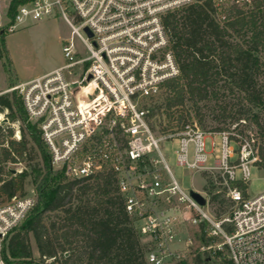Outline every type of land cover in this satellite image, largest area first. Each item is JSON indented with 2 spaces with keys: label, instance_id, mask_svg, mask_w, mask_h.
Wrapping results in <instances>:
<instances>
[{
  "label": "built area",
  "instance_id": "2783aa9c",
  "mask_svg": "<svg viewBox=\"0 0 264 264\" xmlns=\"http://www.w3.org/2000/svg\"><path fill=\"white\" fill-rule=\"evenodd\" d=\"M13 1L9 0L6 22L0 18V38L28 22L58 15L71 28V39L62 44L64 65L16 86L3 87L0 77V97L14 91L21 96L28 120L38 125L51 153L53 168L63 169L71 179L114 173L126 212L147 247L149 264L180 259L192 243L190 238L183 242L181 227L201 222L208 224L209 237L222 240L217 248L227 247L234 264H264V193L244 197L237 187H229L233 205L218 219L208 201L201 206L181 188L160 146L179 138V165L227 173L248 185L250 167L260 160L255 135L205 131L195 121L180 132L159 136L150 125L145 101L158 98L165 83L180 74L163 18L196 0H21L10 18ZM210 1L222 18L233 8L264 7V0ZM1 63L2 58L0 68ZM6 112L0 113V127H10L11 139L19 141L20 124L10 122ZM205 135L212 137L213 150L215 136L223 138V158L214 169L204 168ZM189 143L196 145L193 162L188 160ZM236 153L238 158L232 161ZM236 169L242 172L241 179ZM34 204V197L27 196L0 205V264H30L8 262L3 249Z\"/></svg>",
  "mask_w": 264,
  "mask_h": 264
},
{
  "label": "trees",
  "instance_id": "16d2710c",
  "mask_svg": "<svg viewBox=\"0 0 264 264\" xmlns=\"http://www.w3.org/2000/svg\"><path fill=\"white\" fill-rule=\"evenodd\" d=\"M20 3L21 0L12 2L10 18L15 17ZM163 24L180 74L165 83V91L159 96L164 97V102L150 107L149 118L164 109L167 118L181 125L183 114L173 117L186 102H191L197 116H202L199 103L215 101L214 111L218 114L214 120L223 126L211 131L224 132L231 126L237 129L252 124L259 141L260 160L256 166L264 169V7L257 4L248 10L233 8L222 21L210 0H196L167 13ZM0 58L7 61L10 86H15L18 82L4 35L0 38ZM4 111H8L10 122H19L21 139L12 140L13 130L0 127V197H6L7 202L27 197L26 186H31L30 196L35 199L24 220L4 242L5 260L30 264H149L147 247L126 212L115 174L104 171L91 178H68L63 169L53 168L41 131L28 120L16 91L0 97V113ZM184 122L182 129L188 123ZM150 125L155 131L151 122ZM200 125L205 129L201 119ZM174 128L163 129V133L168 129L173 132ZM19 163L23 170L14 174L8 165ZM203 172L208 177L206 190L211 193L215 182L207 171ZM218 173L226 195L229 187H237L244 197L249 196L248 185L227 173ZM225 181L228 186L223 185ZM209 205L219 219L233 203L228 196L218 200L213 195ZM188 229L196 252L172 264H234L225 246L216 251L201 250L209 246L210 239L214 240L208 236L206 222L189 223ZM32 239L38 259L33 256ZM49 260L52 262L47 263Z\"/></svg>",
  "mask_w": 264,
  "mask_h": 264
},
{
  "label": "rangeland",
  "instance_id": "374dc122",
  "mask_svg": "<svg viewBox=\"0 0 264 264\" xmlns=\"http://www.w3.org/2000/svg\"><path fill=\"white\" fill-rule=\"evenodd\" d=\"M8 4L9 0H5L4 2L2 1L0 3V18H3L4 22H6L5 13L7 12V8L9 6ZM219 19L223 21L225 18L219 16ZM71 36V28L59 15L45 18L37 22H28L24 25L19 26L14 33L5 36V43L9 51L12 69L14 70V76L17 78L18 82L16 85L31 78L48 73L55 68L64 65L66 61L62 52V44L63 42L70 40ZM75 42L77 46L82 50L81 42L78 39H75ZM1 64L2 66L0 68V77L3 83V87H8L11 83L8 78L9 67L8 65H6L7 61L4 59L2 60ZM164 91L165 90H163V92ZM163 102L164 97H159L156 100L145 101V103L150 107L152 106V108L161 105ZM199 107L202 108V116H197L194 111L193 104L191 102H186L184 107L175 110L173 119H177L181 114H183V116L185 117L184 121H188V123H186L185 125H191L195 121L200 125L201 119L205 124V129L202 127V129L205 131H211L216 127L223 126V124L221 125L218 120H214V117L218 114L217 111H214V108L216 109L215 101L207 100L200 102ZM152 112L153 111H151V113ZM3 113L5 114L7 112L4 111ZM165 113L166 112L164 111V109H161L160 112H156L151 117L150 121L155 128V133L159 136L163 135V129L171 126H175L173 132H171L172 129H168L166 130V134L180 132L182 130V128L180 127H182L185 122L183 121L181 125H178L177 121L172 122V120L167 118ZM6 115L8 116V114ZM244 125L238 127L237 129H235V126H231V129L229 131H243V133L246 135L251 133L256 137V128L250 123ZM184 127L185 126H183V128ZM214 140L216 143V147L213 150L212 137L205 135V154L207 155V160L204 168L206 169L216 168L217 161L223 158V138L220 135H217L215 136ZM256 143L257 147L259 148L258 139L256 140ZM230 145L234 148V150L238 149L236 143L231 142ZM160 146L170 167L173 177L177 180L183 190L188 193H190L191 191L201 193L208 202L213 195H217L218 200L226 199L227 195L225 194V190L223 189L224 186H221L219 182L218 171H214L212 173L208 172L211 175L212 180L215 182V188L210 193L208 190H206V187H208V177L204 174V172H200V170H192L177 163V152L182 148L181 139L174 138L164 140L160 143ZM195 152L196 145L193 143H189L188 160L190 162H193L196 159ZM237 158L238 155L236 153L232 161H235ZM8 167L12 169V171H16L14 174H18L23 170V165L9 164ZM235 174L238 179H241L242 172L239 169H236ZM32 189L33 188L31 186H26V193L28 196L33 195ZM261 193H264V169H259L257 166H251L250 179L248 183V195L250 197H254ZM5 203H7L6 197H0V205H3ZM208 209L214 215L211 205H209ZM229 211L230 210L228 209V211H226L225 213L227 214ZM188 224L181 227V237L184 243L188 241V238L191 239ZM143 241L144 240H142V242ZM221 243L222 240L220 238L214 240L210 239L209 246L203 247L201 248V250L216 251L218 249L217 245ZM31 246L33 249L34 258L38 259L39 253L33 239L31 240ZM196 248V246L193 248L191 243L190 246H188V250L183 252L181 258L187 259L193 257L196 252ZM172 263L173 260L166 262V264Z\"/></svg>",
  "mask_w": 264,
  "mask_h": 264
},
{
  "label": "water",
  "instance_id": "95a60500",
  "mask_svg": "<svg viewBox=\"0 0 264 264\" xmlns=\"http://www.w3.org/2000/svg\"><path fill=\"white\" fill-rule=\"evenodd\" d=\"M88 31V30H87ZM89 36H91V33L88 31ZM16 171H13V173H15ZM191 197L201 206H206L207 205V199L198 192L195 191H191L190 192Z\"/></svg>",
  "mask_w": 264,
  "mask_h": 264
},
{
  "label": "crops",
  "instance_id": "0c3cea01",
  "mask_svg": "<svg viewBox=\"0 0 264 264\" xmlns=\"http://www.w3.org/2000/svg\"><path fill=\"white\" fill-rule=\"evenodd\" d=\"M58 68V67H57ZM57 68H55V69H57ZM54 69V70H55ZM53 71V70H52ZM51 72V71H50ZM49 73V72H48ZM45 74H47V73H45ZM45 74H43V75H45ZM43 75H40V76H37V77H34V78H31V79H29V80H27V81H24V82H28V81H30V80H33V79H35V78H38V77H41V76H43ZM24 82H21V83H24Z\"/></svg>",
  "mask_w": 264,
  "mask_h": 264
}]
</instances>
